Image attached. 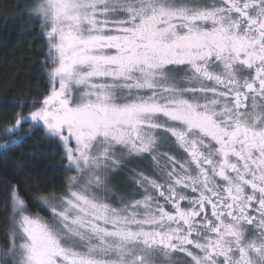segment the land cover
Listing matches in <instances>:
<instances>
[{
  "label": "snow or ice",
  "instance_id": "snow-or-ice-1",
  "mask_svg": "<svg viewBox=\"0 0 264 264\" xmlns=\"http://www.w3.org/2000/svg\"><path fill=\"white\" fill-rule=\"evenodd\" d=\"M35 12L52 87L0 149L42 123L76 175L40 197L50 220L9 184L0 264H264V0H41ZM133 157L153 174L114 194Z\"/></svg>",
  "mask_w": 264,
  "mask_h": 264
},
{
  "label": "trees",
  "instance_id": "trees-1",
  "mask_svg": "<svg viewBox=\"0 0 264 264\" xmlns=\"http://www.w3.org/2000/svg\"><path fill=\"white\" fill-rule=\"evenodd\" d=\"M38 1L0 0V144L17 113L28 115L47 93L48 44L32 15ZM20 134L22 143L0 149V247L6 246L5 233L11 229L9 184L19 188L28 213L46 217L49 208L40 197L65 193L73 174L57 142L37 125L23 123ZM114 189L124 192L119 180Z\"/></svg>",
  "mask_w": 264,
  "mask_h": 264
},
{
  "label": "flooded vegetation",
  "instance_id": "flooded-vegetation-1",
  "mask_svg": "<svg viewBox=\"0 0 264 264\" xmlns=\"http://www.w3.org/2000/svg\"><path fill=\"white\" fill-rule=\"evenodd\" d=\"M161 152H166L169 151L167 146H163L160 148ZM163 162V161H162ZM152 170H153V164L150 158H129L126 161V164L123 168H121L117 173L113 174L111 178V182L116 183L118 180L121 182L122 186L124 187V192H119L114 189V194H121V193H126L130 192L132 190L131 185L128 184L126 180H129L133 176V172H139V171H144L145 174L152 175ZM115 178V180H114ZM176 259L178 261L182 260L183 257L180 255H177Z\"/></svg>",
  "mask_w": 264,
  "mask_h": 264
},
{
  "label": "rangeland",
  "instance_id": "rangeland-1",
  "mask_svg": "<svg viewBox=\"0 0 264 264\" xmlns=\"http://www.w3.org/2000/svg\"><path fill=\"white\" fill-rule=\"evenodd\" d=\"M39 3H41V0H39L38 1V3L33 7L34 8V10L32 11V15H33V17L34 18H36L38 21H39V26H40V29H41V31H42V35L44 36V38L46 39V41H47V44H48V51H47V54H48V60L50 59L49 58V48H50V46H49V38H48V36L46 35V32L48 31V30H50V29H45V28H43L42 27V24H43V20H42V18H39V17H37V15H36V12H35V7L39 4ZM49 64H50V68L46 71V79H47V84H48V89H47V93H46V95H48L49 94V92H50V89H51V87H52V84H51V82H50V70H51V68L54 66V65H52L50 62H49ZM57 87H58V85H57ZM45 95V96H46ZM44 96V97H45ZM44 99V98H43ZM43 101V100H42ZM42 103V102H41ZM38 107H40V104H39V106ZM27 116H29V114L28 115H25V117H27ZM27 123H29V124H32L31 123V121L29 120V122H27ZM23 124V123H22ZM21 124V125H22ZM36 125V124H35ZM42 131H43V133H44V135L46 136V132H45V130H44V128H43V125H42V123L41 124H39V125H37ZM67 134V133H66ZM47 137V136H46ZM49 138V137H48ZM50 139H53V140H55L56 142H57V144L59 145V147L61 148V150H62V153H63V156L65 157V155H64V148H63V145L61 144V143H59L58 142V138H50ZM70 146H75L74 145V141L71 143V145ZM66 159V158H65ZM66 162H67V164H66V166L68 167V168H70L69 167V165H68V161H67V159H66ZM70 171L73 173L72 175H76V172H75V170H73V169H70ZM152 173H153V170H152ZM114 180H115V178H114ZM127 182H128V184L130 185V181L129 180H126ZM115 184L116 183H113V181L111 182V187L113 188L114 186H115ZM69 187V186H68ZM115 193V192H114ZM14 215V213L12 212V204H11V215H10V220H11V228L13 227V220L11 219V217ZM45 219H47V220H50L51 218H52V214H51V210L49 209V214L46 216V217H44Z\"/></svg>",
  "mask_w": 264,
  "mask_h": 264
}]
</instances>
